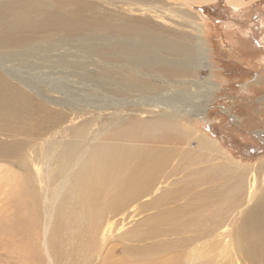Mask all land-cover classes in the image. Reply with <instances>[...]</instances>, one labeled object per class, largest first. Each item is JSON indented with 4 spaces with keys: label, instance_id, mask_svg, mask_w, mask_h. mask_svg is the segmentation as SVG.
<instances>
[{
    "label": "bare ground",
    "instance_id": "1",
    "mask_svg": "<svg viewBox=\"0 0 264 264\" xmlns=\"http://www.w3.org/2000/svg\"><path fill=\"white\" fill-rule=\"evenodd\" d=\"M169 1L188 9L205 0H0V135L16 133L33 139L31 148L45 147L41 154L45 185L38 187L36 177L30 175V165L40 157L36 148L32 157L26 154L30 141L0 142V152L15 158V165L23 170L20 195L29 194L25 207L31 214L37 212L35 219L28 216L29 223L28 218L0 216V233L5 234L0 246L10 261L33 262L27 244L38 228L50 260L48 248L63 259L77 248L84 264L103 236L105 253L100 264H173L165 257L172 244L156 240L169 230V235L191 233L181 242L184 245L212 239L210 249L224 253L223 264H264V189L255 199L250 190V205H244L243 175L225 185V191L210 194L208 189L206 196L190 191L192 198L186 193L208 183V175L230 171L229 163L220 164L217 170L214 165L207 166L221 153L215 142L174 121L191 108L196 112L198 99L210 91L208 87L201 91L202 85L188 80L206 60L202 27L194 28L197 38H193L182 31L164 30L148 18L106 9L121 5L130 12L155 14L158 22L166 24L170 17L179 16ZM95 2L100 4L95 6ZM137 73L179 83L188 80L195 95L188 97L182 83H177L178 91H158L138 100L141 108L123 110L130 106L127 94L147 96L146 84ZM91 82L97 85H89ZM155 103L166 107L165 117L143 122L138 120L142 116L133 117L144 116ZM60 107L64 110H57ZM169 108L173 109L171 121ZM63 123L66 127L60 138H42ZM62 138L63 143L50 146ZM190 141L195 144L192 150L184 146ZM176 157L178 162L172 164ZM195 165H204L206 171L188 173V185L187 176L167 182ZM55 173L58 185L52 190L49 179L53 176L49 175ZM160 184L168 186L165 192L150 198ZM38 188L42 194L37 195ZM181 197L188 198L184 206L167 207ZM204 198H208L207 204L202 203ZM141 199L137 208L142 212L160 203L167 208L146 216L122 236L117 232L113 239L110 234L121 223L115 217L128 211L129 218H134L130 216L134 204ZM178 213L184 214L183 220ZM67 224L75 232L66 237ZM123 240L144 245L123 246L122 256H117Z\"/></svg>",
    "mask_w": 264,
    "mask_h": 264
},
{
    "label": "rangeland",
    "instance_id": "2",
    "mask_svg": "<svg viewBox=\"0 0 264 264\" xmlns=\"http://www.w3.org/2000/svg\"><path fill=\"white\" fill-rule=\"evenodd\" d=\"M198 2V5L188 3L192 5H190L191 8L187 9L186 7L181 9L176 5L178 2L171 3V1H169V6L172 8V11L176 10V14L179 16L176 18L170 17V20L167 19L168 22H166V24L158 22L159 20L156 18L155 14H149L148 16L147 13L130 12L126 7L121 5H116V8L114 6H106V9H110L115 13H123L133 18H148L153 21L152 24L155 25L156 22V24L164 26L162 27L164 30L167 28L172 32L182 31L184 34L193 38H197V32L194 28L199 25L202 27L200 39L204 42L203 45L204 48H206V60L202 61L201 68L196 69L188 80L193 79L198 82L200 86L202 85L201 91L206 87H208L210 91H208V96H202L198 99L199 103H197V107H194L197 110L196 112L191 108L184 117H177L174 121L183 128L190 130V127H192L196 135H206L207 139L215 142L217 146L216 149H220L219 152L221 153L213 157L214 161L207 163V166L212 167L214 165L216 166L215 170H217L218 167L222 166L220 164L229 163L230 171L208 175L211 177L207 178L208 183L206 182L198 188L194 187L193 190L185 188L187 189L186 193L188 197H191L189 195L190 191H192V193L195 191L203 194H205L204 191L208 189L211 190L210 194L225 191L227 190L225 189V185L227 186L231 181L235 183L238 176L243 175L245 177L244 185L246 188L244 191V205H250L252 204V200H248L250 190H252L251 194H254L253 199H255L264 189V0H205ZM200 3L203 4L201 5ZM97 4H100V2L94 3L95 6H97ZM179 10L181 11L177 12ZM173 15L172 13L170 16ZM138 76L141 77L146 84L147 96H143L141 92L127 94L125 98L129 99L130 106L125 107L123 110H137V108L142 107V102H139L140 100L146 99L148 96L157 95L160 92H167V90L178 91L180 88V85H176L179 82H175L173 79L167 77L159 76V80L157 76L142 77L140 73ZM104 77L109 79L108 75ZM188 80H185V82L181 81L179 84L182 83L181 85L183 86L185 94L190 97L192 94L195 95V92L193 91V85H187L189 84V82H187ZM89 85L94 86L97 84L91 82ZM90 91L91 93H95L93 88H90ZM144 105L145 104H143V106ZM149 108H151V110H149L148 113H144V116L140 115L139 111H136L140 116L133 117L139 118L142 116L141 119L139 118L138 120L143 122L151 121L154 117L166 116V107L161 104L152 105V107ZM57 110H64V108L60 107L57 108ZM172 110V108H169V114ZM90 111L95 110L91 109ZM133 114L132 111L128 116ZM172 117L173 113L169 115L170 121ZM89 119L91 122L94 121V118ZM127 119L130 120L131 117ZM75 122H78V120ZM94 124H96V122ZM64 127H66V123L51 129L42 138L58 139ZM58 130L60 131L56 132ZM21 139L24 138L16 136V133L0 135L1 143H12ZM27 139L26 137L23 141L24 144H27L26 141H30L26 149V154L29 153V155L33 157L32 150L36 148L40 156L38 160L30 165V175L36 177V184L38 187H42L45 185L44 178H46V176L44 174V157L41 156V154H45V147L41 149V145H37L31 148L34 140ZM64 140L65 138L53 141L50 146L53 147L56 143L61 144ZM159 145L162 146V144ZM184 146L192 150L195 144L193 141H190ZM175 159V162L173 161L172 164L178 162V158L176 157ZM15 161V158H8L0 152V216L7 215L8 217L12 216V218L16 217L17 219H19V217L27 219L28 216H31L35 219L37 212L31 214L28 208L25 207L29 202L28 192L26 191L24 194L22 193V195H20L22 192L20 188H22V184L24 183V180H22L24 173L19 166L17 167V165H15ZM204 167V165L187 167L183 170L184 172H182L181 175L170 178L167 182L170 183L172 180L180 178V176H187L184 180L187 182L186 185H188V181L190 180L188 173L193 170L192 172L194 173L197 171L202 174L206 171ZM49 176H53L49 179V185H52L51 189L54 190L55 186L58 185L56 173ZM251 183H253L252 189L250 187ZM167 187L168 186L165 184H160L150 198H156L158 195L165 192ZM35 190L37 195L42 194L41 188ZM150 198H148V201L151 200ZM187 200L188 198L181 197L175 204L168 205L167 207L184 206ZM207 200L208 198L202 199V203L207 204ZM142 203V199L136 202L134 204L135 208L138 207L137 204ZM163 206L165 205L161 203L157 204L154 206L155 208L153 210L151 209L147 212H142L140 208H137V210L133 208L134 213L130 216H134V218H129L128 211L124 212L122 215L119 214L115 219L120 220L121 223L117 229L110 234L111 237L115 239L117 232H120L122 236L127 229L135 226L138 221L140 222L146 216H154L159 211L167 208ZM19 209L22 210L23 213ZM176 216L180 217V220L184 219L183 213H178ZM38 217L39 219L41 218L40 213H38ZM121 218L124 219L121 220ZM29 220L30 218H28V223ZM138 227L140 228L141 225ZM67 229L68 231H65L66 237L75 232L71 224H67L66 230ZM30 230L31 229H29V231ZM30 232H28V236ZM162 233L165 234L156 240L161 242L166 241L172 244V247H169V254L165 257L169 256L173 264H210L211 261L212 264H223L222 262L224 260L226 261L224 253L221 254L220 250H218L219 248L215 251L210 249V243L213 241L212 239L194 242V245H184L181 242L191 233L185 232L181 235H169V230L162 231ZM4 236L5 234L0 233L1 238ZM31 237L32 239H30L27 244V248H29L30 252H27L30 253L31 256L33 254V262L22 260L18 264H70V259L74 261L73 264L83 263L81 260L82 254L77 248H72L69 254L64 256L65 259H63V257L59 258L53 249L48 248L51 255L50 260L47 253L44 251L43 237L38 231V228H34ZM102 238L103 236H99L93 256L84 264H100L105 253V245L102 242ZM147 243H149V241L146 242V244ZM122 244L123 245L119 246L120 253H117V256H122L121 249L123 246L144 245L130 243L125 240L122 241ZM8 256L13 257L14 255L8 253ZM189 260L192 263H190ZM0 264H17V261H10L5 249L1 247Z\"/></svg>",
    "mask_w": 264,
    "mask_h": 264
}]
</instances>
